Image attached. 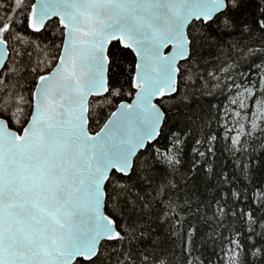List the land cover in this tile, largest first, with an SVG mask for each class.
Here are the masks:
<instances>
[{
  "label": "snow or ice",
  "instance_id": "obj_1",
  "mask_svg": "<svg viewBox=\"0 0 264 264\" xmlns=\"http://www.w3.org/2000/svg\"><path fill=\"white\" fill-rule=\"evenodd\" d=\"M0 264H264V0H0Z\"/></svg>",
  "mask_w": 264,
  "mask_h": 264
}]
</instances>
